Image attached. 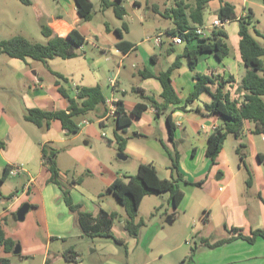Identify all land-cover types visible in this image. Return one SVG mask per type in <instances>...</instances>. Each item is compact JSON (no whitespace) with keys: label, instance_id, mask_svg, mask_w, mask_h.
Listing matches in <instances>:
<instances>
[{"label":"crops","instance_id":"1","mask_svg":"<svg viewBox=\"0 0 264 264\" xmlns=\"http://www.w3.org/2000/svg\"><path fill=\"white\" fill-rule=\"evenodd\" d=\"M30 1L29 6L33 8L38 19L49 26L55 34L65 37L71 31L78 30L86 38V44H91L94 49L102 51L103 56L106 55V57L97 60L89 56L84 45L79 49L78 57L62 61L72 62L71 65L60 63L58 58L49 60L45 64L50 73L49 79H45L43 72L40 68L37 69L30 59L24 62L8 57V60L0 63V225L8 237L18 242L15 234L18 229L12 232L10 227L17 224L18 211L29 203V211L42 210V221L46 230L44 239H29L23 242L22 247L20 244L17 245L20 246L18 255L21 260L38 257L41 258L42 264H86L84 255L88 252L92 257L110 256L107 260L108 264H122L116 262L114 258L121 256L123 247H126L128 252L132 248L135 253L137 248L142 246L141 235L133 238L125 229L118 232L115 223L113 232L124 242V245L119 246L109 240L104 242L101 250L94 245L90 250L84 248L89 244L88 239L85 238L89 237L83 233L75 216L70 212L59 186L50 183L51 174L44 164V147L56 149L57 161L60 162L61 152L58 145L70 143L69 146H65V149L67 148V153L74 163L72 166L74 176L69 178L60 171V181L70 189L74 203L82 205L84 211L94 215H97L101 209L109 213L116 212L124 222L127 218L125 209L114 201L111 193L107 192L118 179L126 180V177L134 174H124V170L120 168L122 165H116L113 159L103 161L93 152L91 146L92 141H99L96 125L107 117L108 120L113 118H109L108 112L102 119H98V123L90 122L89 117L101 115L105 108L102 107L89 116L75 117L73 120L79 127V132L75 134H70L67 129H64L60 121H52L48 130L40 129L25 119L26 111L34 108L47 111L67 110L69 103L59 92L56 84L60 82L73 97L76 95V86L99 85L107 99V109L111 101L123 100L125 110L129 114L138 103L145 102L142 99L143 94L161 101L163 88L155 75L166 71L178 57H181L182 66L174 71L173 83L182 102L169 106L168 110L160 115L152 105L148 104L141 118L131 117L132 124L125 134L127 138L123 153L125 159L120 158V164L131 162L130 167L135 166L137 171L141 164H154L161 178L172 179L176 172L172 170L169 151L174 153L178 150L180 157L177 173L184 179L178 182V185L184 193V198L178 209L174 208L170 198L168 207L161 203L159 207L161 211L168 213V225H175L177 222L185 225L187 229L184 235L185 240L191 236L194 237L195 253L190 264H264V238L262 237H259L255 243L235 240L216 248L205 245V241L212 245L220 239L227 238L230 229L245 224L253 230H264V135L256 136L245 132L242 139H236L230 135L215 164L207 156L208 138L219 127L221 119L217 115L204 116L197 111H204L206 105L212 103L213 98L208 92L202 93L195 101L186 103L195 89L196 79L194 72L189 69L188 59L184 53L188 48H196L197 42L188 43L184 37V44H174L172 32L177 29L176 24L168 27L169 39L165 42L161 39L162 32L159 33V30L153 27L148 28L147 32L152 36L155 35L150 40L162 49L167 47V63L162 64L161 53L153 52L151 46L144 47L145 42L142 44L131 42L135 45L131 52L128 54L120 52L116 47L120 40L117 30H121L122 34L123 30L118 26L114 28L108 26L106 30L98 29L91 23L93 20L84 22L78 15L75 0ZM135 4H139V1H135ZM219 8L214 9L215 13ZM215 17H217L216 14L212 15L208 21L205 16V23H210ZM231 24L234 22L225 25V31L228 35L227 42L228 44L232 42L234 51H231V54L222 61L213 54H202L199 57L196 73L209 77L219 75L224 79L233 76L235 82L229 84L227 89L235 99L236 90L246 69L242 66L239 51V24L235 23L234 26H230V29L228 25ZM124 29L129 31L128 26ZM158 38H160L159 44ZM123 40H126L124 34ZM179 46L181 49H178ZM133 52H137L138 59L145 62H143V69L139 68L137 73H132L133 78L130 81L129 75L123 68L126 67V62ZM82 56L85 58L84 62L88 70L78 61ZM103 61L113 65L110 69V77L104 73ZM53 73L68 78L70 88ZM148 73L153 76H147ZM128 84L133 85L130 86L132 94L135 95L133 100H127ZM216 89L217 85L211 87L212 92ZM169 114L177 128L175 143L170 140L167 125ZM108 123L105 121V125ZM113 126L115 141L113 138L110 140L112 146L109 150L120 153L115 139V122ZM246 128L250 130L252 126L247 123ZM81 137L84 144L80 148L79 138ZM159 141H162L166 148ZM241 144L245 148H242L239 154L237 150ZM243 161L252 174L250 186L247 184L248 171ZM14 165L20 166L22 172L15 176L6 175V169ZM76 174L79 176L76 177ZM84 174L86 177H82ZM94 180H97L99 185L97 190L91 192L92 189L87 188ZM36 189L40 195V202L34 200L28 202L26 196L31 195ZM104 193L111 196L102 200L101 203H96ZM147 198L142 202L140 214ZM123 210L125 216L121 213ZM170 210H176V213L173 214ZM77 241L80 246H77ZM145 243H148V240ZM186 243L190 245L189 240ZM15 249L11 253H6L4 247L0 246V257L8 258L10 264H14L11 254L15 255ZM68 250L78 253L79 256L75 262L64 258L63 254ZM169 253L171 254L172 251ZM185 258L182 256L177 258V264ZM23 261L17 264H24ZM142 263L150 264L148 261Z\"/></svg>","mask_w":264,"mask_h":264},{"label":"trees","instance_id":"2","mask_svg":"<svg viewBox=\"0 0 264 264\" xmlns=\"http://www.w3.org/2000/svg\"><path fill=\"white\" fill-rule=\"evenodd\" d=\"M20 1L26 6L31 5L30 0ZM123 1L102 0L101 4L104 9L113 8L116 17L123 19L127 13L125 7L121 4ZM212 1L214 0H196L195 7L192 8L185 2L180 1L178 2L179 8L167 11V19L174 18L177 26V29L172 32L173 36L189 31L183 37L186 38L188 43L191 41L197 42L196 48H188L184 53V56L188 59L189 69L191 72H194V78L196 79L195 89L187 98L186 103L195 101L204 92H208L213 98L212 103L206 105L204 111H197L204 116L217 115L221 119L219 127L209 136L206 147L207 156L215 164L230 135H233L236 139H242L245 132L256 136L264 135V45L256 38L257 36L264 39V34L258 30L254 31L255 36L251 34L249 30V26L252 23L251 15L248 14L246 16L248 20H239L235 6L230 2L219 0L220 8L216 13L217 17L225 24L234 21L239 22V51L242 66L246 69L236 90L237 97L233 99L231 92L227 89L229 84L235 82L233 76L224 79L219 75L209 77L196 73L199 57L202 54H213L219 61L224 60L231 54V48L227 42L228 35L223 29L224 26L213 29L205 37H201L195 32L198 28L205 27V10ZM75 3L78 8L79 17L84 22H91L95 14L93 2L91 0H75ZM153 9L158 12L156 6ZM189 9H191L190 13H187ZM123 27L127 28L125 24ZM41 31L43 36L48 40L47 43H32L26 37L16 35L8 40L0 41V55H6L24 62L27 59H32L47 64L49 60L56 58L70 60L78 57L79 49L86 44V38L78 30H73L67 36L61 37L55 34L49 26L42 24ZM117 33L120 37V40L116 44L117 49L123 54H128L135 48V45L123 40L121 30H117ZM180 58L178 57L166 71L155 75V78L160 81L163 88L160 97L161 101H158L153 96L143 94L142 99L146 103H138L129 114L125 110L123 100L115 103L116 111L113 120L116 123L115 139L118 143L119 154H123L126 148L127 138L125 134L128 127L132 124L131 117L141 118L148 104L152 105L160 115L167 111L169 106L178 105L182 102L173 83L174 71L182 66ZM53 74L61 78L70 88V80L68 78L58 73ZM147 76L153 75L148 73ZM56 84L59 92L69 103L67 110L47 111L34 108L27 110L25 113V119L40 129L48 130L52 121H60L64 129H67L70 134H75L79 132V127L73 120L75 117L89 116L103 107L105 111L101 115H96L98 119H102L109 111V108L107 109V99L101 86H76V95L73 97L68 93L66 88L61 86L60 82ZM215 85H217V89L215 92H212L211 87ZM247 123L252 126L250 130L246 128ZM100 125L103 127L104 123L101 122ZM167 125L170 140L175 143L177 128L170 114L167 116ZM159 142L165 147L162 141ZM242 148H245L243 144L237 150L239 154ZM169 155L172 159V170L176 172L174 178H161L154 164H141L136 175L126 177V180L118 179L107 192L116 196L125 209L127 218L123 222V226L128 235L133 238L140 236L142 227L144 226V221L142 219L138 221L137 219L140 215L142 202L146 197L159 196L169 192L170 200L175 209H178L180 203L183 201L184 193L179 188L178 182L184 179L177 173L180 153L178 150L174 151V153L169 151ZM43 157L44 164L51 174L50 183L57 184L61 189L65 203L70 212L75 216V220L83 233L90 237L108 238L119 246L124 245V242L116 237L113 232L114 225L120 219V215L116 212L109 213L104 209H101L97 215L84 211L82 205L74 203L70 189L65 187L60 181V170L57 165L58 151L54 148L44 147ZM242 159L244 160V158ZM259 159L263 160L261 155H259ZM243 163L247 167L245 161ZM247 171L249 177L247 184L250 186L252 184V174L248 170V167ZM5 174H9V168L6 169ZM259 237L264 238V230H253L249 225L245 224L241 227L230 229L227 238L220 239L212 245L205 241V245L216 248L235 240L255 243ZM18 244V242L6 235L3 227L0 225V246L4 247L5 252L11 253ZM194 253L185 258L181 264H190L194 258ZM63 256L67 260L75 262L79 255L73 250H68ZM0 264H10V260L0 257Z\"/></svg>","mask_w":264,"mask_h":264},{"label":"rangeland","instance_id":"3","mask_svg":"<svg viewBox=\"0 0 264 264\" xmlns=\"http://www.w3.org/2000/svg\"><path fill=\"white\" fill-rule=\"evenodd\" d=\"M101 1L102 0L93 1L95 12L93 21L91 22L93 26L98 29L102 28L105 30L108 26H110L111 28H114V26L120 27L123 30V34L126 40H129L130 42H133L135 44H142L143 42H145L146 44L144 45V47L151 46V50L153 52L161 53L160 62L162 64L167 63V47H164L162 49L159 45L157 46L153 40H150L151 37L155 35L152 36V34L147 32V29L153 27L159 30V33H163L161 39L164 42L167 41L169 39V37L167 36V29L170 25L175 24L174 18L167 19V11L172 10L173 8H179L180 6L178 2L180 1L185 2L191 8L195 7L196 2V0H138L139 4H135V1L137 0H124L121 4L125 7L127 13L125 17H123V19H119L116 17L114 9H104L101 4ZM111 1L115 2L116 0ZM224 1L230 2L235 6V11L239 17V20H248L246 16L248 14L251 15L252 23L249 26L251 34L255 36V30H258L259 32L264 34L263 0ZM155 6L159 9L158 12L154 11L153 8ZM219 6V0H214L207 6L208 8L205 10L206 20L209 21L210 17L216 14L214 9L219 8ZM190 10L191 9L187 10V13H190ZM237 22L238 21H234V24L228 25V27L234 26ZM42 24L43 22L38 19L37 14L34 12L31 6H26L22 4L20 0H0V41L8 40L16 35H21L26 36L27 39H29L32 43L45 44L48 40L42 34ZM124 24L129 27V31L124 29ZM223 29L226 30V26H224ZM256 38L262 45H264V39L262 37L256 36ZM85 45V50L87 51V54L89 56H92L97 60H102L106 57V55L103 56L102 51L94 49L91 44ZM229 45L231 51L233 52L234 46L232 42H229ZM180 47L181 46H179L178 49H181ZM81 54L83 55V51H81ZM136 54L137 52H133L129 60L126 62V67L123 68L124 72L129 75L130 81H132L133 78L132 73H137V70H139V68L143 69V62H145H142L141 59H138ZM8 59V56L0 55V63H2L1 61ZM58 59H60V63H68L67 65H71L72 63L62 62L65 60L61 58ZM84 59V56H82V58L78 61H80L84 68L88 70L89 68L85 64ZM30 61L33 63L34 66H36L37 69L40 68V70L44 74L45 79H49V70L43 62L34 61L32 59H30ZM103 63L105 64V67L103 69L105 71L104 73L107 75V77H110V69L113 65L112 63L110 64L105 61H103L102 64ZM99 65L101 66V64ZM137 77H139L138 74ZM130 86L132 87L133 85L128 84L129 95L127 100H133V98L135 97V95L132 94V91L130 90ZM120 95L122 96V94ZM89 120L90 122H97L98 118L96 116H90ZM105 121L106 123L109 122L108 125H105ZM101 122L104 123L103 127L100 125ZM101 122H97L98 124L96 125L99 141H92L91 146L93 152L98 155L99 158L103 161H109L113 159V162L117 163L116 165H122L120 168L124 170V174L136 175V172L138 171L135 166L130 167L131 162H122V164H120L119 153L114 150H109V147L112 146V144L110 145V140L113 138V141H115L114 133L112 130V128L114 127V121L112 119L108 120L107 117L106 119L101 120ZM79 142V146L81 148V145L84 144V140L82 137L79 138ZM66 145L69 146L70 143H67ZM66 145H58L61 155L60 162L57 161V165L63 175H66L67 177L71 178L74 176V168L72 167L74 166V163L69 154L67 153V148L65 149ZM130 171H132V173ZM161 174H163V171H161ZM75 176L77 177L79 175L76 174ZM82 177H86V174H84ZM89 184L90 186L87 189L91 188V192H94L95 190H97L99 182H97V180H94L91 181ZM109 196L111 195L104 193L100 197L101 200L99 199L96 203H101L102 200ZM169 198V192L163 193L159 196H148V198L145 200V204L143 205L142 213L137 219L138 221H140V219L144 221V226L142 227L140 233V235L142 236V238L140 237V239H142V246H139L135 253H133L132 248L128 252L127 248L123 247V252L120 253L121 256L114 258L116 262L118 261L122 264H143L142 262L148 261L150 262V264H177V258L181 256L182 258H188L189 256H191V254L195 252L194 237L191 236L189 237V239L185 240L186 237H184V235L187 232L185 225L180 222H177L175 225L167 224L168 213L166 214L165 211H161L162 209H160L159 206L161 203L168 207ZM26 199L28 202H30L31 200H34L35 202H40L41 200L37 189L31 195H27ZM113 199L118 205L122 206L116 196L113 195ZM26 204L29 205V203ZM175 211L170 210V212L173 214L176 213ZM121 213L123 214V216H125L124 210ZM42 220V210H40L39 212L31 210L29 211V213L27 212V216L23 221L18 220L16 225L10 227V230L12 232H16L18 229L17 233L15 234L16 239L18 240L21 247L23 242L25 243L29 239L39 238L40 240H42L46 237V230L43 226ZM116 228L118 232L124 231L123 220H121V218L116 221ZM88 237L89 238L85 239H88L87 241H89V244L84 246V248H86L87 250H90L93 245L101 250L104 242L109 241L108 238L104 237ZM146 240H148V243H145ZM188 240L190 241V245L186 243ZM76 243L77 246H80L78 241ZM170 251H172L171 254L169 253ZM11 255L14 264L23 261L21 260L20 255ZM84 256V258L86 259V264H108L107 260L110 259V256L92 257L88 252H86ZM23 263L42 264L41 258L38 257L36 259L25 260L23 261ZM181 263L182 261L180 262V264Z\"/></svg>","mask_w":264,"mask_h":264},{"label":"built area","instance_id":"4","mask_svg":"<svg viewBox=\"0 0 264 264\" xmlns=\"http://www.w3.org/2000/svg\"><path fill=\"white\" fill-rule=\"evenodd\" d=\"M226 24L218 17H215L210 23L206 24L204 28H198L195 32L201 36V37H205L208 32H211L213 29L215 28H220L225 26ZM189 31H187L186 33H188ZM185 34V32L183 34H179L177 36H174L173 38V42L176 45H182L185 43V39L183 37V35ZM157 43H160V38L157 39ZM113 82V81H112ZM112 85L114 86V84L112 83ZM116 101H111L110 102V107H109V117H114L115 115V111H116V105H115ZM22 172V168L18 165H14L12 167L9 168V174L11 176H15L18 175ZM222 189V188H221Z\"/></svg>","mask_w":264,"mask_h":264},{"label":"water","instance_id":"5","mask_svg":"<svg viewBox=\"0 0 264 264\" xmlns=\"http://www.w3.org/2000/svg\"><path fill=\"white\" fill-rule=\"evenodd\" d=\"M119 158L125 159L123 154H119ZM29 208H30V206L28 204H26L18 211L19 220L23 221L25 219V216H26L27 212L29 211ZM14 253L15 254H19L20 253V246L16 247Z\"/></svg>","mask_w":264,"mask_h":264}]
</instances>
